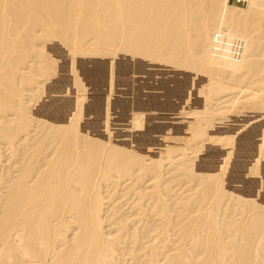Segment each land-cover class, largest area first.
Instances as JSON below:
<instances>
[{"label": "bare ground", "instance_id": "obj_1", "mask_svg": "<svg viewBox=\"0 0 264 264\" xmlns=\"http://www.w3.org/2000/svg\"><path fill=\"white\" fill-rule=\"evenodd\" d=\"M249 3L250 6H248L249 4L247 6L237 5L230 0H0V141H3L8 149L3 146L5 151H9L13 155V157L10 155L11 162L8 161V165L13 162L12 158L16 159L14 156H18L15 153L18 152L16 150L18 144L22 145H20L22 149L24 147L23 152L35 148L30 146L33 144L32 140V143L29 142L30 145H28L31 149L23 145L24 143L28 144L27 142L31 138L28 135L31 136L29 131H32L30 127L32 124L30 126L29 124L33 123L29 121L30 117L27 118L26 106L22 103L25 100L23 96L26 94V89L33 92L36 87L39 89L36 84L40 82L43 85L42 82H44L45 85L41 86L39 91L36 89L38 92L35 93L37 94L33 93L36 96L37 104L39 98L43 100L44 95L41 96L42 98L40 97V94H43L42 91H46L47 87H53L50 92L52 105L58 104L57 106H59L58 109H55L54 105L51 106V102H42L50 104L51 107L48 109L54 108L47 115V111H43L46 105L43 104L41 107V110L46 114L45 117L41 114L45 118V120L42 118L41 124L46 121L48 125L51 120H53L50 123L51 126L58 124V126H54L55 130L53 127L52 131L47 128L52 134L45 131L52 140L50 139V142L47 140L44 143L47 137L43 136L45 139L43 138L42 142L36 141L40 144L39 147L33 149L30 154L25 152L27 155L22 158V163L17 159L18 167L20 163L22 164L21 168L16 167L19 172L14 171L17 174L15 176L19 177H17L18 180L10 177L12 184L6 182L10 187L6 183H4L6 186L2 185L3 189L4 186L6 189L9 187L7 189L9 191L7 192L6 189L0 191V194L5 190L8 193L6 200H4L6 196H0V203L4 198V202L1 203L2 205L0 204L2 207H0L2 209H0L2 211L0 215V264H264V81L256 78L258 74H261L259 75L261 78L264 75L261 72L264 71H259L258 68L253 69L252 64L248 67L250 60L245 62L246 58L239 60L241 56L238 58L236 54L240 48L237 51L235 49L234 51L237 53L232 55L233 50L231 49L236 46L228 48L231 50L229 51L226 46L225 49L219 43V46L224 51L226 50L228 55L226 53L223 55L220 47L215 49L218 45L216 40L219 42L223 40L222 42L226 43L224 34L229 31V34L233 36V38L229 36L232 41L234 37V42H237L236 38L242 41L239 42L244 44L245 48L242 45L243 52L247 54L248 51H257L260 54L261 43H264V0H249ZM194 17L199 18V24L193 23ZM221 24L224 31L226 28L228 29L226 33L223 32V28L221 29L224 36H220L221 32L218 31ZM215 30L220 32L218 37L215 36L217 35ZM190 31L195 33L194 40L189 38ZM231 42L228 44H232ZM234 42L233 44L238 46L239 42L238 44ZM228 44L227 46L231 47ZM197 46H199V64L196 58L198 56L195 54ZM211 48L218 50L219 56L213 53L217 52L215 50L212 51L213 55ZM229 54L231 55L229 56ZM233 63H237L236 67L239 68L236 71L237 74L235 71L233 74L239 75V71L243 72L242 68L245 67H248L247 70L245 69L246 71H253L251 75L255 79L250 82L256 85L253 86L254 88L247 87L253 90L252 93L245 88L246 92L250 94L244 100L240 98L244 101H241L242 104L244 103L242 107L248 109L243 108L247 111L246 113L243 110L245 115H243V111V116L238 114L237 109L231 105V109L228 106L229 110L226 107L224 117L231 122L227 121L233 127L226 125L227 128L224 127L221 133L222 136L219 133L222 130L218 132L217 128L213 129L218 132L213 135L218 134L219 137L216 138L217 135L214 137L219 141L215 142L217 145H212L211 150L215 151V154L213 151L209 150V152L215 158L210 155V160H208L209 158L205 160L211 161L213 164L217 159V163L221 164L216 168H220L219 177L227 179L225 187L228 188L230 184L237 183L240 189L244 188V192L239 193L241 201L238 196L237 202L240 201L239 204L242 202L243 209L247 211L245 215L251 210L253 216L251 215V218L245 216L241 220L242 222L246 217L249 218L246 222L244 221V224L242 222L241 228L240 225L237 227L241 230L238 231L239 233L237 232L238 235L233 233L235 231L231 232L232 234L229 233L233 223L229 228L227 226L229 223H225L223 229L228 233L222 232L220 227L223 223L220 221L221 226L219 227L217 221L221 215L219 213L225 212V210H227L226 213H229L230 209H235L238 205L235 208L224 206L225 209L218 213L222 207L220 208L218 204L217 196L226 189L221 185L224 183H222L223 178L219 185V183H214L213 179L215 178H208L209 174L206 178H208V182L211 179L214 184L211 183L212 181L208 183L207 179L202 177L207 183L206 186H203L205 181L203 180L201 182L203 184H200L201 179L196 178L199 179L200 186L197 184L198 188L194 189L195 191L199 188H201L199 191L202 190L198 193L201 206L198 204L197 208L202 210L205 206L206 214L201 210L199 214L195 212L193 215L198 214L196 215L197 220L191 215L192 219L196 220L192 227H190V223L193 221H190L191 216L186 218L187 222L190 221L188 229L185 228L187 231L190 229L189 233L185 230V234H188L185 235L186 238L182 236L186 225L181 223L185 226L181 225L183 229L178 233H182L181 241H183L182 238L186 239L185 244L179 242V245L177 244L179 240L176 243L177 239H175L174 243V240H171L173 238H170L171 229L168 230V224L171 219H168L171 217L167 215L169 217L167 219V208L165 207L168 203L167 200L164 201L165 196L163 202H160L164 193L161 196L162 189L159 190V187L160 193L155 190L158 185L151 186L153 187L152 191L146 189L147 193L151 192L148 194L150 200L147 203L152 202L154 197L158 200L161 196L158 203H160L161 212L165 215L158 211L164 216L159 215L163 217V222L161 221L163 226L160 227L157 224L161 229L154 227L157 231L160 230L158 233L155 230L157 234L151 233L154 230L152 229L149 234L147 233L149 237H145L147 240L144 241V237L141 235L145 236L146 230L143 231L145 234L140 235L136 230L139 227L133 226L136 229H131L130 221L133 218L123 221L124 223H121L120 226V222H117L119 228L117 227V230L114 226L117 230L114 232L115 235L105 234L103 221L100 217L102 214L100 213L101 205H104L101 204V201L103 202L100 196L101 185H107V183L109 185V182L119 185L121 181H128L127 184L132 181L140 183L142 178H146L147 173L149 174L148 168L151 169L150 173L154 179L155 177L159 178L160 173H156L155 169L157 168L156 170L159 171L162 166L160 158L172 163L178 159V161H185L186 151L194 143L204 140L197 136H201V132L207 127V122L201 118V113L199 114L200 111H203L199 103L205 105L203 100L198 102L201 99L203 88L206 90L208 87L211 94L212 92L216 95L221 93L218 91L217 94V91L213 90L217 88L222 91L224 89L222 80L218 79L220 85L216 80V73H213H223L224 67L221 66L230 65L231 67ZM259 64L262 63L259 62ZM213 70L215 71L213 72ZM234 77L233 75L231 78L232 83L235 82ZM39 79L43 80L39 81ZM238 80L239 78H237ZM257 83L261 85L258 86ZM247 84L249 85V83ZM63 86H66V93ZM229 87L232 89L234 85H229ZM59 92H61L60 96ZM48 93H45L46 100ZM61 102L64 107L60 104ZM197 103L202 110H199ZM37 108L40 107L37 106ZM188 111L192 112V118ZM35 113L32 115L35 116ZM194 114L199 115L198 121L195 120L198 115L194 117ZM202 115L205 119L206 115L204 113ZM32 121H34L33 117ZM37 122L39 125L40 121ZM35 124L34 126L37 128L43 125ZM46 124L44 123V130ZM209 124L212 123L209 122ZM218 124L217 126L220 127L221 125ZM208 126L213 128V125ZM209 128L207 129L209 130ZM207 129H205V133ZM198 131L199 133H197ZM196 133L199 141L191 136ZM205 133L204 135H206ZM192 139H197L195 140L197 142H192ZM205 139L207 140V138ZM212 140L211 143L215 141L212 142ZM153 146L155 149H150ZM201 146L208 149L204 142L200 144ZM211 147L209 146V148ZM148 150H156L157 153L148 154L150 152ZM201 150L204 151L203 148ZM173 151L178 152L179 156L177 157L179 158H175L177 154L174 155ZM202 151L201 157L208 154L205 153L208 150H205L204 153ZM0 154L2 153L0 152ZM153 154L155 162L151 158ZM147 156H150L157 166L151 168L149 166L151 162H147L149 159ZM200 156L198 164H200ZM39 158L44 160L45 168L42 166V173L37 175L33 173L37 167L35 165L34 167L33 164H37V161H40ZM205 160L203 159L201 163L206 167L209 163H206ZM163 163L162 159L161 164ZM212 164L210 163L209 166ZM8 165L6 167H11L13 164ZM196 167L198 166L196 165ZM16 168L14 167V169ZM38 169L40 168L38 167ZM41 169L37 172H41ZM196 169L198 170V168ZM32 174H35L36 180H32L30 183L31 181L28 179ZM8 175L4 177L6 178ZM12 175L14 174H10V176ZM192 175L188 176L190 180ZM203 176L205 175L203 174ZM182 177L185 176L182 175ZM0 179L3 180V177ZM1 180L2 184L4 181ZM8 180L6 179V181ZM196 182L194 183L196 184ZM137 184L134 186L137 187ZM131 185L133 186V183ZM235 185L233 184L232 187ZM163 189L169 192L166 187ZM128 192L126 194L129 195ZM142 193L144 194V192ZM194 193L196 194V192ZM126 194L125 196H127ZM136 194L142 196V198L139 197L141 199L138 200V204L143 202L144 197L146 200L148 198V195L141 194V191ZM211 196L214 198L213 200L216 199L213 201L214 203L209 200L212 199ZM189 197L188 199L184 197L186 198L185 202H181L183 206H189L188 201L186 204V200L191 201ZM195 197H192V201H196ZM238 198L236 197V199ZM151 199L153 200L151 201ZM230 199L232 200L231 197ZM180 200L182 201L183 198ZM205 200L207 201L205 202ZM203 201L207 204L202 206ZM164 202L165 204H163ZM230 202L233 204L232 201ZM224 203L222 206L229 204ZM134 205L132 207L134 206L136 209L142 204L137 205L135 202ZM145 205L147 206V204ZM143 206L141 208H145ZM153 206L155 207L154 204ZM242 206L239 205V210L243 212L244 210L240 209ZM185 207H181L182 212ZM226 207L229 208V211ZM188 208L187 210H189ZM236 209L234 213L239 214L240 211L238 210L236 213ZM142 210L140 212L138 210L137 213H146ZM194 211L196 210L194 209ZM197 211L199 210L197 209ZM150 212L151 214L155 213L153 210ZM158 212L156 211V213ZM180 212L181 209L176 213ZM242 212L240 213L242 214ZM223 214L224 217L227 216L225 213ZM179 215L181 216V214ZM242 215L239 217L241 218ZM137 216L135 219H140L142 224L141 218ZM182 216L184 218L185 215L182 214ZM186 216L188 217V215ZM149 217L146 219L148 220ZM114 218L116 219V216ZM183 218H181L182 222L185 221ZM219 219L221 220L223 217ZM226 219L227 222L228 219ZM109 220L112 221L111 218ZM137 221L136 224L138 223L139 226L140 223ZM148 221L144 223L149 226L150 222L148 223ZM228 221L230 222V218ZM233 222L235 225L236 221ZM238 222L240 223V221ZM238 222L236 224H239ZM117 223L114 222L116 225ZM196 223L198 224L196 225ZM71 226H73V233L70 236L72 229L69 235L68 232ZM226 226L228 229H225ZM232 228L235 227L232 226ZM128 229H131L132 232L131 230L128 232ZM140 233L142 232L140 231ZM179 234L176 235L177 238L180 236ZM226 234L238 237H234L233 241L229 239L225 243L228 238ZM224 235L227 237L226 240H224L225 237L223 238ZM169 238L175 244L171 248L174 250L173 253L169 249L172 246V244L169 245ZM175 246L177 247L175 248Z\"/></svg>", "mask_w": 264, "mask_h": 264}, {"label": "rangeland", "instance_id": "obj_2", "mask_svg": "<svg viewBox=\"0 0 264 264\" xmlns=\"http://www.w3.org/2000/svg\"><path fill=\"white\" fill-rule=\"evenodd\" d=\"M230 2H233V3L237 4V5L240 4V5H245V6H247V5L249 4L248 6H250L249 0H241V1L230 0ZM235 4H232V5H235ZM228 9H229V8H228ZM248 9H249V7H248ZM246 10H247V8H246ZM196 21H197V22H196ZM198 21H199V18H197V17H194V18H193V23L195 22V23H194L195 25L199 24ZM196 23H197V24H196ZM222 24L224 25V23H222ZM222 24H221V26H220L221 28L218 27V28L220 29V30H218V31L221 32V35H220V36H222V35L224 34L223 32L226 33V31L228 30V29L226 28L225 31H224V27L222 26ZM224 26H226V25H224ZM215 28H216V27H215ZM218 28H217V29H218ZM222 28H223V29H222ZM221 29L223 30V32H222ZM218 31L216 32V30H215V33L217 34V35H215V36H217V37L219 36L218 33L220 34V32H218ZM215 33L213 32V35H214ZM222 33H223V34H222ZM227 33H228V34H227ZM227 33L224 34L225 36L223 35V36L225 37V39H226V40H224V42L226 41V43H223V42H222L223 40H221V38H220V40H221L222 43L219 42V40H218V41L216 40V42L218 43V45L216 46L217 48H215V47H213V48H215V49H219V47L222 48L221 46H219V43H220V45L222 44L223 47L226 46L227 49H228V48L230 49V48L236 46L237 48L234 47V49H233V48L231 49V50H233L232 53L230 52L232 55L235 53V51H237V49L239 50V48H240L239 51H241V50H242V51H241V52L238 51V53H239V54L241 53V54L239 55L237 52H236L237 54L235 53V54H236V57L238 56V58H240L239 56H241V58H240L239 60H241L242 58H246V59L244 60L245 62H246L247 60H250V61H248V62H250V63H248L249 66H248V64H247L248 67H250V65L252 64L251 66H253V69H254V68H255V69L258 68L259 71H264V66H263V65H264V43H263V44L261 43V45H262V49L260 50V54H259V52H257V51H256V52L248 51V53L246 54L245 52H243V50H244V49H243L244 44L241 43L242 41L239 40L238 38H236V41H237V42H234L235 37H234V39H233V41H232V39L229 38V36L232 37V38H233V36H231V35L229 34V31H227ZM189 34H190V35H189V38H191L192 40H194V36H195L194 34H195V33L192 32V31H190ZM191 34H192V35H191ZM211 36H212V35H211ZM215 36H213V37H215ZM227 36H228L229 39L226 38ZM213 37H212V38H213ZM217 37H216V38H217ZM212 38H211V39H212ZM217 39H218V38H217ZM237 39H238V40H237ZM231 41H232V42H231ZM239 41H241V42H239ZM263 41H264V39H263ZM212 42H213V39H212ZM228 42H229V43L231 42L232 44H228ZM233 42H234V43H237V44H238V42H239L238 46L240 45L241 47H238L237 45H234ZM210 43H211V41H210ZM213 43H214V42H213ZM217 43H216V44H217ZM211 44H212V43H211ZM227 44H228L229 46H231V47H228ZM212 45H213V44H212ZM212 45H211V46H212ZM242 45H243V47H242ZM226 47H225V49H226ZM241 48H242V49H241ZM244 48H245V47H244ZM196 49H197V50L195 51V54L198 56V57H196V58H197V61H198V64H199V59H198V58H199V54H198L199 46H197ZM215 49H212V48H211V53H212V51L215 50ZM222 49H223V48H222ZM222 49H221V53H223V55H224V54L226 53V52H225L226 50L224 51V49H223V50H222ZM229 49H228V50H229ZM235 49H236V50H235ZM228 50H227V52H228ZM231 50H229V51H231ZM234 50H235V51H234ZM215 51H217V52H213V53H215V54H217V56H219L218 50H215ZM219 51H220V50H219ZM242 52H243V53H242ZM249 52H250L251 54H250ZM213 53H212V54H213ZM221 53H220V54H221ZM253 53H254V54H253ZM226 54L228 55V53H226ZM231 54H229V56H230ZM213 55H214V54H213ZM244 55H245V57H244ZM247 55H248V56H247ZM252 55H254V56H252ZM250 58H251V59H250ZM259 59H261V60H259ZM255 60H257V61H255ZM258 60H259V61H258ZM231 62H232V61H231ZM257 62H258V63H257ZM259 62L262 63V64H259ZM234 64H235V65H234ZM236 65L238 66L237 63H233V64L231 65V67H230V65H229V66H221L222 68H223V67H224V68L222 69V72H223V73H220V74H219L218 72H214L215 70H213L214 73L212 72L213 74L216 73V74H215L216 76H215V75H214V76L217 78V79H216L217 82H218V79H219V80H220V79L222 80L221 83H223V85H224V86H223V87H224V89H223L224 91H223V90L220 91V90H218L217 88H216V90L213 89L214 92L217 91V92H216L217 94H218V91L221 92V93H219L218 95H216V94H214L213 92H212V94H211V91L208 90V87H207L206 90H204V88H203V93H201V99L198 100V102H199V101L202 102V100H203V102L205 103V105H204L203 103H199V104H201V106H202V107H200V108L203 109V111H202V112L200 111L199 114L201 113V114H200L201 118H202L205 122H207V127H206L205 129L209 128L208 125H213V126H212L213 128L210 127L209 130L207 129V130H206V133H205V129H204L203 132H204L206 135H204L203 132H201V136H200V135H197V133H199V131H198L194 136H193V134H191L192 138L195 137V138L198 139V138L200 137L201 139H204V140L201 141V142H197V141H199L200 139H198V140H197V139H194V140L192 139V140H193L192 142H197V143H194V145H192V146L189 148V150L186 151V154H187L186 156H187V158H186L185 161H178V160H179V159H178V160H175V161L172 163V162H169L168 160L166 161V159H164V158H160L161 160H160V159H159V160L161 161V163H162V159H163V162H164L163 164H161V163L159 162L160 165H162L161 168H160L162 172L160 171V169H159V171L156 170L157 168L155 169V172H156V173H160L159 178H158V177H155V179H154V178L152 177L151 173H150V172H151V169L148 168V169H149V174H150V175L147 173L146 178H142V180L140 181V183H139L138 181H137L136 183H135L134 181L129 182V183H131V184L133 183V186H132L131 184H129V183H128V184H129V185H128V184L126 183V182H128V181H125V182L121 181V182L119 183V185H118V184H117V185H116V184H112L111 182H109V185H108V183H107V185H106V184H105V185H104V184L101 185V187H100V190H101V191H100V196H101V199L103 200V202L101 201V204L103 203L104 205H101L102 207H101V212H100V213H102V214L100 215V217L102 218V221H103V222H102V223H103V227H104V228H103V231L105 230V232H104L105 234H107V235H112V236L115 235L116 233H114V232H117V230H118V228H119V227H118V223H119V222H120V223H119V226H120L121 223H124V222H125V220L133 218V219H131V221H130V223H131V229H133V230L136 229V228H133V226H134V227L136 226L137 228L139 227V229H136V230L139 232L140 235L143 234V233H144L143 231L146 230V231H145V232H146V235H145V236L141 235V236L144 237V238H143L144 241L147 240V239H145V237H146V238L149 237L148 234L151 232L152 229H154V227L157 228L158 225H159L160 227H161V225L163 226V224H161V223L163 222V220H162L163 217H162V216L160 217L159 215H163L164 213L161 212L162 210H161L160 207H159V206H160V203H158V200L161 199V196H162V194L164 193V194H163V199H161L160 202H163V200L166 198V199L164 200L165 202H166V200H167V203H168V204H167V203H166V204L169 205V206L171 205L170 208H168L169 206L165 205V207L167 208V209H166V210H167L166 217H167V219L169 218L168 216L171 217V218L168 219V220L171 219V220H170V224H168V227H169L168 230L171 229V231H172V232H171V231L169 230V231H170V238H173V239H171V240H172V241L174 240V241H173L174 243H175V239H177V240H176V243H177V241L179 240L177 244H179V242H180V244H181V242H182V244H185L184 242H185L186 239H183V238H184V237L186 238V236L188 235L187 233H189L188 231H189L190 229H189L188 231L186 230V229H188L187 227H188V225H189V222H190L191 220H193V219H192V216H193L194 219L197 220L198 217H197L196 215H198L199 212H200V210H201V208H197V207L201 206V204H200L201 201L199 202V198H198V197H199V194H198V193L201 192L202 190L199 191L201 188L196 189V191H195V189H194L195 187L198 188V186H200V185L198 184L199 179H201V180H200V184H203V183H201V182L204 180L205 182H204V185H203V186H206L205 184H207V183H206V180H205V179H207V182H208V178H211V179H212V178H215V179H213L214 183H217V184L219 183V185H220V184H221V181H222V178H223V177H222V178L219 177V170H220V168H219V169L216 168L217 166L220 167V165H221V164L219 165V163H217V159L215 160L216 162H213V164H212L211 161H206V160H205L206 158H207V159L209 158L208 160H210V157H211V156H213L212 158H215L214 155H211V154H210L209 150H210V151H213V150H211V149L213 148L214 145H217L215 142L219 141V139L216 140V138L219 137V136H218V134H215V135H217V136H215V135H213V134L216 133L217 131L219 132V131L222 130L221 132H219L220 135H221V133L223 132V129H224V127H226V125H227V127H233V125L227 123V121H228V122H230V121H229L228 119L226 120L225 117H224V113H225L224 111H225L226 107H227V109H228L229 107H230V109H231V106H232L234 109H237V111H238L237 113L240 114L241 116H243V115H245V114L247 113V111L244 110L246 107H245V108L242 107V106H244V103L242 104V102H244L243 100L245 99V97H246L247 95H249L250 93L253 92V90H251V89H249V88H250V87H253L254 85H256V84H252V82H250V80L253 81V80L255 79V78H252L253 75H251V73H252L253 71H252V72H251V71H250V72H249V71H246V70L248 69V67H245L244 69L242 68V71H243V72H240V71H239V75H240L241 73H243V74H241L240 77H239V75H236V74H237L236 71L239 70V68H237ZM255 65H258L259 67H260V66H263V67H260V69H259V67L255 66ZM225 67H227V68H225ZM232 67H233V68H232ZM236 68H237V69H236ZM198 69H199V67H198ZM245 69H246V70H245ZM250 69H252V68H250ZM223 70H225V71H223ZM227 70H228V71H227ZM234 71H235L236 74H235V73L233 74ZM217 73H218V74H217ZM261 73L263 74L264 72H261ZM256 74H257V73H256ZM233 75L235 76V77H234V78H235V82L233 81V83H232L231 78L233 77ZM246 75H247V76H246ZM248 75H249V76H248ZM259 75H261V74H258V76L256 77L257 80H258V79H263V81H264V75L261 76V78H260ZM231 76H232V77H231ZM245 76H246V77H245ZM218 77H219V78H218ZM223 77H224V78H223ZM249 77H251V78H249ZM262 77H263V78H262ZM237 78H239L240 81H239V80L237 81ZM244 78H245V79H244ZM241 79L244 80L243 83H242V80H241ZM41 80H43V79H41ZM41 80L39 79V81H41ZM225 80H226V81H225ZM230 81H231V82H230ZM247 81H248V82H247ZM218 83H219V82H218ZM231 83H232V84H231ZM247 83H249V85H248ZM250 83H251V84H250ZM39 84H40V85H39ZM42 84L45 85L44 82H42ZM219 84H220V83H219ZM36 85H38V88H39V89H40L41 86H43V85H41L40 82H39L38 84H36ZM220 85H221V84H220ZM229 85H234V87L231 89L232 86L229 87ZM239 85H240V86L243 85V86L238 87ZM257 85L259 86V85H261V84H258V83H257ZM63 87H64V86H63ZM65 87H66V86H65ZM65 87H64V89H65V93H66L67 91H66V88H65ZM225 87H226L227 89H226ZM228 87H229V88H228ZM235 87H237L238 89L235 88ZM247 87H249V88H247ZM45 88H46V87H45ZM245 88H246V90H249L250 93H249V92H246ZM253 88H254V87H253ZM253 88H252V89H253ZM36 89H37V87H36ZM36 89H35L33 92H31V91H29V90L26 89V91H25L26 94L23 96V99H24V97H25L24 102H26V103L22 102V103L26 106V107H25L26 110H25V109H24V110L26 111V116H27V118L30 117V118H29V121H30V122H33V123H30V124H29V126L32 124V125L30 126L31 129H32V131H29V132L31 133V134L29 133L31 136L28 135V137H31V138H30V140L27 142L28 144L25 145V143H24L23 145L27 147L28 145H30L29 142H30V143L33 142V144H34L35 146H34L33 144L30 145V146H31V147L33 146V147H35V148H37V146L39 147V145H40L39 143L42 142V140L45 139L43 136L47 137V139H46V141H45L44 143H46L47 140H48L49 142H50V139L52 140L51 136H50L48 133H46L45 131H48V129H51V131H52V130H53L52 127L54 128V126L56 127V126H58V124L51 126L50 123L53 121V120H51V121L49 122V124H50V126H49V124L47 125V124H46V121H44V123L46 124V125H45V126H46L45 128H46V129L48 128L47 130H46V129L44 130V127H43V126H44V123H42V124H43V125H42L41 122L43 121L42 118H44L46 114L48 115V114H49L48 112H51V109H54V108H55V109H58V108H59V106H57L58 104H53V105H54V108H51V109L49 108V109H48V107H51V106L53 107V105H52V101H51V98H50V96H51V95H50V94H51L50 92H52L53 87H50V88L47 87V90H46V91H42L43 94H40V97L44 95V96H43V100H41V99L39 98V99H38V100H39V101H38V104H37V100L35 99V98H36L35 95L37 94V93H35V92H38L39 89H37L38 91H37ZM48 89H50V90H48ZM209 89H210V88H209ZM240 89H241V90H240ZM44 90H45V89H44ZM207 90H208V91H207ZM235 90H236V92H235ZM27 91L30 92V93H32V94L28 93ZM47 91H48L49 93H48ZM209 91H210V92H209ZM226 91H227V92H226ZM233 91H234V92H233ZM61 92H62V90H61ZM61 92H59V96L61 95V94H60ZM241 92H242V94H241ZM245 92H246V94H245ZM33 93H34L35 95H33ZM45 93H46V94L48 93V95H47V100H46V94H45ZM209 93H210V95H209ZM243 93H244V94H243ZM202 94H203V95H202ZM207 94H208V95H207ZM220 94H221V95H220ZM222 94H223V95H222ZM225 94H226V95H225ZM57 95H58V94H57ZM64 95H65V94H64ZM66 95H67V94H66ZM66 95H65V96H66ZM235 95H238L239 98H238V96H236V97H237V98H236ZM241 95H242V96H241ZM65 96H63V97H65ZM202 96H203V97H202ZM213 96H214V97H213ZM240 96H241V97H240ZM30 97H31V98H30ZM61 97H62V96H61ZM218 97H219V98H218ZM220 97H221V98H220ZM41 98H42V97H41ZM202 98H203V99H202ZM214 98H215V99H214ZM240 98H242L243 100L240 99ZM29 99H30V100L32 99L31 101H33L34 103H33V102L31 103V101H30ZM44 99H45V101H44ZM238 99H239V100H238ZM40 100H41V102H40ZM206 100H207V101H206ZM224 100H225V101H224ZM226 100H227V102H226ZM233 100H235V101H233ZM236 100H237V103H236ZM47 101H48L49 103L51 102V103H50L51 106H50L49 103L45 104ZM241 101H242V102H241ZM28 102H29V103H28ZM35 102H36V103H35ZM39 102H40V104H39ZM42 102H45V103H42ZM63 102H64V101H63ZM224 102H226L227 104L224 103ZM229 102H230V103H229ZM234 102H235V103H234ZM41 103H42V104H41ZM64 103H65V102H64ZM26 104H27V105H26ZM43 104L46 105L45 109L43 110V111H45V112L47 111L46 114L41 110V107H42ZM60 104L62 105L63 103L61 102ZM199 104L197 103L198 108H199V106H200ZM202 104H203L204 106H203ZM39 105H40V106H39ZM48 105H49V106H48ZM230 105H231V106H230ZM238 105H239V106H238ZM37 106L40 107V108H37V109H36ZM228 106H229V107H228ZM62 107H64V106L62 105ZM237 107H238V108H237ZM23 108H24V106H23ZM200 108H199V110H202V109H200ZM233 108H232V109H233ZM243 108H244V109H243ZM27 109H28V110H27ZM46 109H47V110H46ZM246 109H247V108H246ZM36 110H38V111H37L38 115H37V113H35ZM39 110H41L43 113H42L41 111H39ZM199 110H198V111H199ZM228 110H229V109H228ZM243 110H244L246 113H245ZM247 110H248V109H247ZM222 111H223V112H222ZM242 111L244 112L243 115H242V113H243ZM27 112H29V113L27 114ZM40 112H41V113H40ZM240 112H241V113H240ZM30 113H31V114H30ZM33 113H35V116L32 115ZM39 113H40V114H39ZM188 113H190V112L188 111ZM203 113H204V115H206V116H205V119H206V120L204 119V116L202 115ZM221 113H222V114H221ZM41 114H42L44 117H42ZM191 114H192V112L189 114V115H190V118H192ZM217 114H218V115H217ZM40 115H41V116H40ZM197 115H198V114H194V117L197 116ZM202 116H203V117H202ZM32 117H33V120H34V121H36V120H37V121H38V120L40 121V122H39V123H40L39 125H38V122H37V121H36L35 123H37L38 126L42 125V126H40L42 129H41L40 127L37 128L36 126H34V125H36V124L34 123V121H32ZM34 117H35V118L37 117L38 119H35ZM64 117H65V116H64ZM40 118H41V120H40ZM47 118H48V117H47ZM207 118H208L209 120H208ZM30 119H31V120H30ZM51 119H52V118H51ZM198 119H199V115H198V118L195 117V120H196V121H198ZM44 120H45V118H44ZM191 120H192V119H191ZM207 120H208L209 122H211L212 124H209V122H208ZM210 120H211V121H210ZM6 122H7V121H6ZM6 122H5V123H6ZM214 123H215V124H214ZM218 123L221 125V126H220L221 128H220L219 126H217ZM230 123H231V122H230ZM219 124H218V125H219ZM228 124H229V125H228ZM48 126H49V127H48ZM214 126H216V127H214ZM33 127H34V128H33ZM50 127H51V128H50ZM203 127H205V126H203ZM218 127H219V128H218ZM227 127H226V128H227ZM35 128H36V129H35ZM214 128H217V131H216V129L213 130ZM31 129H30V130H31ZM33 129H34V130H37V131L34 132ZM40 129H41V130H40ZM198 129H199V128H198ZM54 130H55V128H54ZM210 130H211V131H210ZM43 131H44L45 134L48 135L49 137L46 136V135L44 134ZM209 131H210V132H209ZM36 132H37V133H36ZM48 132L50 133V130H49ZM218 132H217V133H218ZM202 133H203V134H202ZM33 134H34V135H33ZM50 134H52V133H50ZM209 134H210V135H209ZM32 135H33V136H32ZM196 135L199 136V137H196ZM202 135L205 136V137H203ZM211 136H213V137H211ZM214 136H215L216 138H215ZM221 136H222V135H221ZM34 137H35V138H34ZM202 137H203V138H202ZM32 138H34V139H32ZM43 138H44V139H43ZM48 138H49V139H48ZM205 138H207V140H209L210 138H215V139H213V140L210 139L209 141H207ZM237 138H238V137H237ZM31 140H32V142H31ZM34 140H35V141H34ZM195 140H197V141H195ZM211 140H212V142H213L214 140H215V141H214L213 143H211ZM36 141H38L39 143L36 142ZM34 142H35L36 144H35ZM203 142H204V145L208 146V149H207V147H205V146H204V147H203V146L200 147V144L203 143ZM18 143H20V142H18ZM18 143H17V144H18ZM37 143H38V145H37ZM20 145H21V144H18V146H17L18 148L16 149V150H18V152H15V153H17V155L19 156V158H20V157H21V158L19 159L18 156H14V158H16V159H13V158H12L13 162H12V163H9V165H8V161H10L9 159L11 158V156L13 157V155H11V153H10L9 151H7L8 149L6 148V146H5V144L3 143V141H0V146H1V147H0V148H1V149H0V152L2 153V154H0V155H1V157H0V159H1V160H0V172H1V170H2V172H1V174H0V178L3 177V180H1V179H0V180H1L2 182L4 181L2 184H1V182H0V186H1V187H0V189H1L0 191H2V189H3V188H2V187H3L2 185H5L4 183H6V182H10V183H11V182H12V181H10V177H11V178L14 177V178H13L14 180H15V179L18 180V179H17L18 176H17V177L15 176L16 173H15L14 171L16 170L17 172H19V169L17 170V168H19V167L21 168V166H22L21 163L23 162L22 158H24V156L27 155V154H25V152L28 153V154H30V153L32 152V150L35 149V148L31 149L30 146H28L27 148H30L31 151H28V152L25 151V152H23V151H24V147H23V149H22V148H21L22 145H21V146H20ZM212 145H213V146H212ZM3 146L5 147V149H7L6 151H5V149L3 148ZM19 146H20V147H19ZM209 146H210V147L212 146V147L209 148ZM26 147H25V149H26ZM2 148H3V149H2ZM202 148H203L204 151L201 150ZM204 148H206V149H204ZM215 148H216V147H215ZM215 148H214V150H215ZM30 149H27V150H30ZM150 149H155V148H154V146H153V148H150ZM1 150H2V151H1ZM20 150H21V151H20ZM205 150H206V151L208 150V152H205ZM49 151H51V150H49ZM148 151H150V150H148ZM201 151H202L203 153H204V152H205V153H208V154H204L205 156H206V155H207V156L205 157V156L202 155V157H201V156H200V155L202 154ZM20 152H22V153H24V154H22V153H20ZM152 152L155 153L156 150H155V151L151 150L150 152H148V154H151ZM213 152H214V153H213ZM213 152H212V153L215 154V151H213ZM9 153H10V154H9ZM156 153H157V152H156ZM156 153H155V154H156ZM172 153H173L174 155L177 154V155L175 156V158H176L177 156H179V155H178V152L175 153V151H173ZM21 154H22V155H21ZM10 155H11V156H10ZM15 155H16V154H15ZM20 155H21V156H20ZM210 155H211V156H210ZM9 156H10V157H9ZM150 156H151V155H150ZM150 156H149V157L147 156V157L149 158V159L147 160V162H151L149 166H150L151 168H153V167L157 166V163H153V161H152V159H153V160L155 159V158H153V156L155 157V155H154V154L152 155V157H151L152 159L150 158ZM199 156H200V164L197 163V161L199 162ZM208 156H209V157H208ZM147 157H146V159H147ZM203 157H205V158H203ZM40 158H41V157H40ZM40 158H39V159H40ZM177 158H179V157H177ZM212 158H211V159H212ZM17 159L20 160V162H21V160H22V162L20 163V166H19V167H18V165H19L18 162H19V161H18ZM45 159L47 160V158H45ZM203 159L206 161V163H207V162H208L209 164L211 163L213 166L210 165V166H211V167H210L209 164H207L208 166L206 165V167H205V166L203 165V166H204V167H203V166H202V163H201V161H203ZM15 160H16V162H17V161H18V162L16 163ZM41 160H42V162H41ZM176 161H177V162H176ZM190 161H191V163H189ZM192 161H193V162H192ZM205 161H204V163H205ZM10 162H11V161H10ZM154 162H155V160H154ZM5 163H6V164H5ZM15 163H16V165H17V164H18V165H17V166H16V165L14 166ZM39 163H41V164H39ZM44 163H45L44 160H43V159H40V161H37V164L35 163V164H33V166H34V165L37 166V167H36L37 169H38V167L41 169L42 166H43L42 168H45V166H44L45 164H44ZM181 163H182V164L185 163L189 168H188L185 164L182 165ZM187 163H188L189 165H188ZM204 163H203V164H204ZM214 163H215V165H214ZM221 163H222V162H221ZM12 164H13V165H12ZM155 164H156V165H155ZM172 164H173V165H172ZM195 164H196L198 167H196ZM1 165H2V166H1ZM6 165H8V166H11V165H12V166H11V167H6ZM152 165H153V166H152ZM169 165H171V166H169ZM199 165H200V166H199ZM4 166H5V167H4ZM35 166H34V167H35ZM172 166H173V167H172ZM184 166H185V167H184ZM194 166H195V167H194ZM14 167H15V168L17 167V168L14 169ZM166 167H167L168 169H167ZM200 167H202V168H200ZM207 167H208V168H207ZM209 167H210V168H209ZM213 167H214V168H213ZM6 168H7V171H6ZM8 168H10V169L8 170ZM11 168H12V171H13L12 173H11ZM36 168H35V170H34L33 173H36L37 175L41 174L42 171H43V169H41V172H37V171H39L40 169L37 170ZM181 168H182V169H181ZM184 168H185V169H184ZM196 168H198V170H197ZM203 168H204L205 170H202V171H205V172H202V171H201V169H203ZM215 168H216L218 171H217ZM148 169H147V170H148ZM188 169H189V170H188ZM206 169H207V172H208V173L206 172ZM208 169H209V171H208ZM212 169H213V170H212ZM147 170H146V171H147ZM187 170H188V172H190L189 175H188ZM210 170H212L213 172L211 171V173H209ZM8 171H10V172H8ZM35 171H36V172H35ZM157 171H158V172H157ZM174 171H175V172H174ZM196 171H198V172H196ZM200 171H201V172H200ZM215 171H216V172H215ZM3 172H4V173H3ZM6 172H8V173H6ZM176 172H177V173H176ZM193 172H195L196 174L199 173V174H201V175H200V176H199V174L196 175V174L193 173ZM214 172H215L216 174H215ZM217 172H218V173H217ZM5 173H6V175L9 174V175H8L9 178H8V177H6V178L4 177V176H6ZM161 173H162V175H161ZM206 173H207V174H206ZM10 174H14V175L10 176ZM190 174H191V175H192V174L194 175V177H192L193 175L190 177V178H192L191 180H190L189 177H188V176H190ZM203 174H204L205 176H203ZM209 174H210V175H209ZM212 174H213V175H212ZM214 174H215V175H214ZM217 174H218V175H217ZM16 175H17V174H16ZM18 175H19V173H18ZM34 175H35V174H32L31 177L28 179V181H31L30 183H32V180H33V181L36 180V177H34ZM37 175H36V176H37ZM179 175H180V176H179ZM182 175L185 176V177H182ZM195 175H196V176H195ZM207 175L212 176V177H209V176H208V178H206ZM32 176H33L35 179H34ZM173 176H174V177H173ZM197 176H199V177H197ZM213 176H214V177H213ZM144 177H145V176H144ZM202 177L205 178V179H203ZM18 178H19V177H18ZM156 178L158 179V181H157ZM181 178H183V179H181ZM193 178H194L195 180H194ZM196 178H199V179H196ZM218 178H220V179H218ZM6 179H7V180L9 179V180L6 181ZM30 179H31V180H30ZM211 179H209V182H208V183H210V181H212ZM216 179H218V180H216ZM11 180H12V179H11ZM192 180H193V181H192ZM215 180H216V181H215ZM154 181H155V182H154ZM175 181H176V182H175ZM184 181H185V182H184ZM196 181H197V182H196ZM213 181L211 182L212 184H214ZM219 181H220V182H219ZM153 182H154V183H153ZM157 182H158V183H157ZM173 182H174V183H173ZM191 182H192V183H191ZM194 182H196V184H195ZM223 182H224V183H223ZM225 182L227 183V179H226V177L223 178V181H222L223 184H221V185L224 186V187H225V185H224ZM110 183H111L112 185H111ZM134 183H135V184H134ZM137 183H138V184H137ZM188 183H189V184H188ZM6 184L10 187V185H9L8 183H6ZM11 184H12V183H11ZM125 184H126V185H125ZM136 184H137V187H135ZM139 184H140V185H139ZM160 184H162V185H160ZM197 184H198V186H197ZM233 184H234V185L236 184V185L238 186L239 189L237 188L236 185L232 187ZM113 185H115V186L113 187ZM134 185H135V186H134ZM153 185H156V186L158 185V186L156 187V189H155L156 191H157L159 188H160L159 190L162 189L161 193H160V191L158 190V192L161 194L160 198L158 197V198H159L158 200H157L155 197L153 198L154 200L156 199V200H155L156 204L154 203V200H153V199H151V201L153 200L152 202L147 203V202L150 200L148 194L151 193V192H149V193H147V192L150 191L151 188L153 189V187H151V186H153ZM169 185H170V187H169ZM209 185H210V184H209ZM230 185H231V186H230ZM230 185L228 186V188L225 187L226 191H224V192H225V194L227 193V195H225L224 192H221L220 195H218V196H220V197L217 196V199H218V202H219L218 204L220 205V208L222 207L221 209H219L218 213H219V212H222V209H225L224 206H227V205H228L229 208H232V207L235 208V206L238 205V206L236 207V208H238V209L235 208V209H236V213H238L239 205L242 206V202H241V204H239L240 201H241V197H240V194H239V193L242 194V193L244 192V188H241V189H240V187H239V185H238L237 183H232V184H230ZM5 186H6V185H5ZM5 186H4V189H6ZM8 186H7V187H8ZM201 186H202V185H201ZM203 186H202V188H203ZM9 187H8L7 189H9ZM116 187H117V188H116ZM130 187H131V191H132V192L130 191ZM158 187H159V188H158ZM164 187H166V190H168L169 192L165 191V189H163ZM230 187H231V189H230ZM128 188H129V189H128ZM132 188H133V189H132ZM167 188H168V189H167ZM222 188H223V187H222ZM233 188H234V189H233ZM235 188H236V189H235ZM4 189H3V190H4ZM7 189H6V190H7ZM116 189H117V190H116ZM146 189H147L148 191H147ZM152 189H151V191H152ZM227 189H229V190H227ZM6 190H5L4 192H1V194H0V196H3V197L6 196V197H4L5 199L2 197L4 200H6V198H7V196H8V193H7V192H8L9 190H7V192H6ZM135 190H136V191H135ZM233 190H236V191H233ZM112 191H114V192H112ZM115 191H116V192H115ZM128 191H129V192H128ZM138 191H141V194H143L142 192H144V194H146V196L148 195V198L146 197L147 200H146L145 197H144L143 199H144L145 201L143 200V202H142V203L139 202V204H138V200L140 201V199L142 198V196H141V195H140V196L137 195V194H139V193L136 194V192H138ZM146 191H147V192H146ZM163 191H165V192H163ZM170 191H171V192H170ZM180 191H181V192H180ZM193 191L196 192V194H195ZM231 191H232L233 194H235V195L239 194V195L235 196V195H233V194L231 193ZM239 191H240V192H239ZM241 191H242V192H241ZM5 192H6V193H5ZM127 192L129 193V195L126 194ZM130 192H131V193H130ZM229 192H230V193H229ZM235 192H236V193H235ZM134 193H135V194H134ZM159 193H158V194H159ZM165 193H166L167 195H166ZM228 193H229V194H228ZM3 194H5V195H3ZM121 194H122V195H121ZM125 194H126L127 196H125ZM144 194H143V195H144ZM185 194H186V195H185ZM190 194H191V195L193 194V196H191ZM194 194H195V195H194ZM223 194L225 195V198L223 197V196H224ZM230 194H231V195H230ZM188 195H189L191 198H190ZM228 195H230V196H228ZM124 196H125V197H124ZM164 196H165V198H164ZM168 196H169V197H168ZM195 196H196V197H195ZM238 196H239V198H240L239 203L237 202V201L239 200ZM134 197H135V198H134ZM137 197H138V199H136ZM139 197H141V198L139 199ZM184 197H186L187 199H188V197H189V199H191V201L186 200V204H187V201H188V202H189V203H188L189 206H186V205L184 204V205L186 206V207H185V206H183V204L181 203V202H183V201L186 199V198H184ZM192 197H193V198L195 197V198H196V199H195L196 201H194V200L192 201V199H193ZM214 197H216V196H214ZM227 197H228V198H227ZM230 197L232 198V200L230 199ZM236 197H237L238 199H236ZM0 198H1V197H0ZM181 198H183L182 201L180 200ZM208 198H209V197H208ZM211 198H212V196H211ZM219 198H220V199H219ZM222 198H223V199H222ZM3 199H1V203L4 202ZM121 199H122V200H121ZM124 199H125V200H124ZM132 199H133V200H132ZM135 199H136V200H135ZM197 199H198V201H197ZM213 199H214V198L209 199L210 202L214 203L213 201H215L216 199H215V200H213ZM228 199H229V201H232V202L236 200L235 202H237L238 204L235 203V202H233V204H232L231 202L229 203ZM130 200H131V201H130ZM209 200H208V201H209ZM211 200H212V201H211ZM219 200H220V201H219ZM221 200H222L223 203L225 202L224 204L229 203L230 205H229V204H226V205H223V206H222L223 203L221 202ZM121 201H122V202H121ZM132 201H134V202H132ZM206 201H207V200H205V202H206ZM135 202H137V205L142 204V205L138 206L137 208H139V209H138L139 212H140V210L144 209V210H142V211L146 212V213H144V214H146V215H144L143 213H137V212H138L137 208H136V209L134 208V206H135V205H134ZM165 202H164L163 204H165ZM179 202H180V203H179ZM184 202H185V201H184ZM191 202H192L193 204H192ZM197 202H198V203H197ZM205 202L203 201L202 206H203V204H204V205L207 204V203H205ZM220 202H221V204H220ZM1 203H0V204H1ZM133 203H134V204H133ZM143 203H144V204H143ZM150 203H151V204H150ZM157 203H158V204H157ZM194 203H195V206H194ZM196 203H197V206H196ZM234 203H235V205H234ZM145 204H147V206H146ZM148 204L152 207V210L155 211V213L152 212V214H151L150 211H152V210H150L151 207H150ZM153 204L155 205V207H158V208H155V207L153 206ZM190 204H191L193 207H192ZM198 204H200V205L198 206ZM1 205H2V204H1ZM1 205H0V207H1ZM132 205H134V206L132 207ZM143 205H144V206H143ZM156 205H157V206H156ZM211 205H212V204H211ZM231 205H233V206H231ZM142 206L145 207V208H147V209H146L147 211L145 210V208H141ZM190 206H191V207H190ZM126 207H127V208H126ZM175 207L178 208V209H176ZM181 207H185V208H186V211H185V208H183L184 211L182 212V208H181ZM188 207H190V208H188ZM194 207H196V208H194ZM203 207H204V208H202L201 212L204 213V214H206V213H205V212H206V207H205V206H203ZM228 207H226V208H228ZM1 208H2V207H1ZM1 208H0V209H1ZM131 208H132L133 210H132ZM148 208H149V209H148ZM179 208L181 209V212H182V213H181V212L179 213V214H181V216H180L178 213H176V212L180 211ZM187 208H188L189 210H187ZM218 208H219V206H218ZM229 208H228V211H229ZM134 209H135V210H134ZM154 209H155V210H154ZM158 209H159V210H158ZM192 209H193V210H192ZM194 209H195L196 211H194ZM197 209H198L199 211H197ZM203 209H204V210H203ZM235 209H233V208L230 209L229 213H226L227 210H225V212L219 213V215L221 214L222 216H221V215L219 216V215L217 214V215L219 216V218H220V217H221V218L223 217V219H221V220L217 217V218L219 219V220L217 219V221H218V223H219V224H218L219 227L221 226L220 221H222V223H223L222 226L220 227V229H221L222 232H224V233L227 232V230H224V229H223L225 223H226V224H228V223L230 224V225H229V224L227 225L228 228H229V226H231V223L234 224L233 221L235 220V221H236V222H235V225H236V226L232 224V226L235 227V228H232V226H231V227H230L231 231H230V229H229V233L235 231V232H233V233L236 235V233H237L238 231H239V232L241 231V230H240L241 226H242L247 220H249V218H251V217L253 216L251 210H249V212H248L249 214L246 213V215H245V212H247V211H246V209H243V206L240 207V209H243L244 211H243V212H242L241 210H239V211L242 212V214L244 213V214H243L244 216H243L240 212H239V214H235V213H234ZM1 210H2V209H1ZM1 210H0V215H1V212H2ZM168 210H169L170 213L168 212ZM173 210H174V211L176 210V211L174 212ZM247 210H248V209H247ZM113 211H114V212H113ZM132 211H133V212H132ZM135 211H136L137 214H139V216H137V214L134 213ZM156 211H157V212L159 211L160 213H163V214H160L159 212L156 213ZM171 211H172V212H171ZM187 211L189 212V214H190V212H191V214H190V215L187 214V213H188ZM203 211H204V212H203ZM223 211H224V210H223ZM232 211H233V212H232ZM119 212H120V213H119ZM173 212H174V213H173ZM195 212H198V214L196 213V215H193ZM113 213L116 214V215H115V216H116V219L114 218L115 216H114ZM133 213H134V214H133ZM153 213L160 217V218L158 217L159 220H158V218H157ZM172 213H173V214H172ZM175 213H176V214H175ZM184 213H186V214H184ZM223 213H225L227 216L224 217V214H223ZM232 213H233V214H232ZM250 213H251V214H250ZM117 214H118V215H117ZM131 214H133L134 217L131 216ZM149 214H150V215H149ZM182 214L185 215V216H184V218H185V221H184V222H186L187 224L184 223V222H182V219H181V218H183ZM247 214H248V215H247ZM112 215H113L114 217H113ZM129 215H130V218H129ZM164 215H165V214H164ZM164 215H163V216H164ZM167 215H168V216H167ZM177 215H178V217H177ZM186 215H188V217H187ZM191 215H192V216H191ZM229 215H230V216L232 215L231 217H233V215H235V216L238 215V216H236V217L234 216L233 218H231ZM240 215H242L241 218L239 217ZM251 215H252V216H251ZM111 216H112L113 218H112ZM118 216H119V217H118ZM136 216L139 217V218H141V222H142V224L140 223V219H135ZM141 216H142V217H141ZM143 216H145V217H144V218H145L144 221L142 220V219H143ZM149 216H150V217H149ZM189 216H191V217H190V221L187 222L186 220L189 218ZM194 216H195L196 218H195ZM228 216H229V217H228ZM245 216H247V217H249V218L246 217V218L244 219L245 222L242 221V222H243V224H242L241 220H243V218H244ZM250 216H251V217H250ZM147 217H149V218H148L149 221L146 219ZM237 217H239L240 219L237 218ZM109 218H111L112 221H110ZM124 218H126V219H124ZM178 218H179V219H178ZM184 218H183V219H184ZM186 218H187V219H186ZM226 218H227L228 220H229V218H230V222H229ZM234 218H236L237 220L234 219ZM123 219H124V220H123ZM153 219H154L155 221H154ZM156 219H157V220H156ZM160 219H161V220H160ZM225 219L227 220V222L225 221ZM107 220H108V221H107ZM114 220H115V221H114ZM121 220H122V221H121ZM137 220H138L139 223H140L139 226L137 225L138 223L136 224V221H137ZM168 220H167V221H168ZM196 220H193V221L190 223L191 226H190V225H189V226L192 227V226H193V222L195 223ZM109 221H110V222H109ZM123 221H124V222H123ZM132 221H134V222H132ZM138 221H137V222H138ZM147 221H148V223L150 222V223H149V226H148L147 224L144 223V222H147ZM161 221H162V222H161ZM179 221H180V222H179ZM238 221H240L241 224H240ZM112 222H113V224H111ZM114 222H115V223L118 222L117 225L114 224ZM156 222H157V223H156ZM158 222H159L160 224H159ZM168 222H169V221H168ZM237 222H238L239 224H236ZM107 223H108V224H107ZM133 223H134L135 225H134ZM181 223L185 224L186 226L183 225V224H181ZM109 224H110V225H109ZM132 224H133V225H132ZM144 224H145V225H144ZM157 224H158V225H157ZM197 224H198V223H196V225H197ZM104 225H105V226H104ZM106 225H107V226H106ZM112 225H113V226H112ZM142 225H143V226H142ZM150 225H151V226H150ZM153 225H154V226H153ZM169 225H170V226H169ZM181 225H183V227L185 226L183 231L181 230V229H183V227H181ZM194 225H195V224H194ZM239 225H240V228L237 229V227H239ZM109 226H111V227H109ZM114 226H116V228L118 227L117 230H116V228H115ZM146 226H147V227H146ZM166 226H167V225H166ZM179 226H180V227H179ZM227 226H226L225 229H228ZM106 227H107V228H106ZM129 227H130V226H129ZM148 227H150V228H148ZM160 227H158V228L161 229ZM190 227H189V228H190ZM112 228H113V229H112ZM144 228H145V229H144ZM146 228H147V229H146ZM156 228H155L154 230H152L151 233L155 232ZM185 228H186V229H185ZM71 229H72V230H71ZM110 229H111V230H110ZM131 229H128V232H130ZM141 229H142V230H141ZM159 229H158V230H159ZM162 229H163V228H162ZM222 229H223V230H222ZM233 229H234V230H233ZM236 229H237V231H236ZM70 230H71V233H70ZM149 230H150V231H149ZM179 230H180V232L182 231V233L184 234V235H183V234L181 233L182 236H183V238H182L183 241H181V234L178 233ZM185 230H186V232H187V233H186L187 235L185 234ZM140 231H141L142 233H140ZM159 231H160V230H159ZM159 231L156 230L157 233H158ZM173 231H176L177 233H176V232H173ZM225 231H226V232H225ZM131 232H132V230H131ZM156 232H155V234H157ZM239 232H238V233H239ZM69 233H70V236H71L72 233H73V226L70 227L69 232H68V235H69ZM147 233H148V234H147ZM227 233H228V232H227ZM238 233H237V235H238ZM144 234H145V233H144ZM171 234H172L173 236H172ZM178 234H179L180 236H178V238H177L176 235H178ZM231 234H232V233H231ZM231 234H230V235H231ZM150 235H153V234H150ZM185 235H186V236H185ZM226 235L228 236V234H226ZM226 235L223 236V238L225 237L224 240H226V238H227ZM230 235L228 236L227 241H225V243L228 242L229 239H230V241L235 240L234 237H236V236L234 235V237H233V236L231 235V236H232V238H231ZM70 236H69V237H70ZM142 237H141V238H142ZM179 237H180V239H179ZM237 237H238V236H237ZM237 237H236V238H237ZM170 238H169V240H170ZM231 239H232V240H231ZM171 240L169 241V242H170L169 245L171 246V244H172V246L169 247V249H171V248L175 245L173 242H171ZM180 244H179V245H180ZM177 246H178V245H177ZM177 246H175V248H176ZM170 251L173 253L174 250L171 249ZM121 264H122V263H121Z\"/></svg>", "mask_w": 264, "mask_h": 264}]
</instances>
